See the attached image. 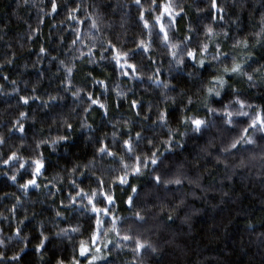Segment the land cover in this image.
<instances>
[{
    "label": "trees",
    "instance_id": "trees-1",
    "mask_svg": "<svg viewBox=\"0 0 264 264\" xmlns=\"http://www.w3.org/2000/svg\"><path fill=\"white\" fill-rule=\"evenodd\" d=\"M57 2L71 9L81 0H76L75 4L73 0ZM177 2L185 12L183 19L178 20L176 27L180 34L173 42H179L184 35L190 34L188 25L195 30L191 33L194 42L196 39L206 41L203 26L211 23L217 33L213 41L229 54L226 64L230 65L233 55L243 63V57L251 53L249 64L252 68L264 65V35L257 36L264 28L261 23L264 0H217L225 10L224 19L211 21L209 14H219L209 10L208 0ZM83 5L87 12L102 18L99 31H90L88 21L82 26L76 21L61 24L65 9L62 6L58 15L52 14L49 0H0V65L3 66L0 67V136L6 140L0 146V154L19 150V155L25 159L36 158L37 152L33 151L36 144L49 141L47 147L41 144L38 151L44 153L50 165L48 171L37 178L41 187L30 188L25 194L18 187V183L25 181L19 176L18 183L9 178L16 174L15 167L0 161V229H3L0 237L7 244V248L0 247V251L11 256L24 247L19 242L20 237L14 235L19 226L22 228L21 236L29 240L19 264H56L59 259L66 262L71 259L78 239H87L85 230L90 214L80 211L79 201L76 210L65 209L69 203L67 194L72 191L70 181L76 179L79 184L83 180L81 186L85 191H88L89 184L93 189L96 187L94 177L72 176L71 169L76 164L87 165L93 159L98 138L123 155V150L112 141L114 132L117 141L121 137L128 138L123 135L127 131L123 126L127 121L134 132L140 131L155 145L152 147L142 142L143 154H150L149 149L152 152L159 149L157 155L162 154L160 158L164 164L154 174L165 180L179 178L182 183L155 184L151 165L143 176L133 181L140 189L135 211H139L145 221H129V224L155 251L147 249L133 254V245L125 242L122 249L112 248V264H264V141L257 136L254 137L257 139L254 147L243 145L238 151L225 153L223 149L238 137L239 129L247 125L229 129L205 107L223 110V104H229L236 98L230 88H225L218 98L223 104L207 97L205 88L211 86L208 81L214 75H221L224 65L211 61L204 68L196 69L191 61H187L178 69L171 56L166 55L165 48L157 43L152 46V69L159 67L160 79L173 87L165 89L147 79L122 77L119 68L113 71V65L108 61H89L99 60V42L104 39H111L117 47L126 45L123 50L127 51L134 47V37L142 38L135 4L132 0H83ZM77 15L84 19L83 13ZM77 27L82 29L83 43L78 41L72 45L71 40L75 38L73 30ZM225 32L227 37L223 35ZM91 37H96V40L92 41L95 55L90 57L88 44ZM242 39L248 41L249 47L239 46L234 50L233 44ZM258 39L260 43H257ZM41 47L47 52L40 53ZM207 59L211 60V56ZM60 61L65 64L61 65ZM131 62L140 63L139 59ZM65 65L73 67L71 77L66 74ZM248 71L251 74V68ZM151 74V71L143 73L145 77ZM3 76L9 79L4 80ZM92 78L105 81L109 90L93 85ZM224 78L238 90L240 99L252 105H264V81L260 78H255V86L246 77ZM68 79L74 85L72 91L82 88L84 92L93 93L94 98L106 105L109 114L105 116L98 105H91L90 110L85 111L89 107L87 98L83 92L77 99L66 91ZM10 81H15V86ZM117 91L128 95L121 98ZM21 96L40 99L23 105L19 99ZM50 96L58 99L45 105ZM133 99L143 104L138 117L135 116L136 109H129ZM189 99L192 104H188ZM117 104H120L119 108ZM236 107L231 110L235 111ZM164 111L168 113V122L167 126L161 127L157 113ZM21 112L28 113L27 119L21 121L26 129L23 140L20 133L9 132L15 121L20 119ZM185 116L205 119L210 122V127L200 133L193 132L190 126L182 123ZM65 122L71 123L73 128L67 129ZM85 125H91V128ZM169 129L174 134L173 150L165 152L163 141L170 138ZM65 135L69 137L68 141L56 145L53 150L50 141ZM177 142L182 147H177ZM109 166L118 167V163L112 164V158L105 157L101 167L97 159L95 174L107 180L110 174L114 175L108 172ZM45 184L48 187H44ZM57 188L63 190L57 192ZM126 191L122 187V190H117V195L126 199ZM13 205L16 206L15 214L10 213ZM117 205L114 211L118 216H132V210L126 204L118 200ZM57 211L61 216H56ZM41 225L44 235L49 237L43 259L34 249L40 242ZM77 226L85 232L84 236L78 237L73 233L66 239L55 235L61 229ZM108 238L114 239V236L109 234Z\"/></svg>",
    "mask_w": 264,
    "mask_h": 264
},
{
    "label": "snow or ice",
    "instance_id": "snow-or-ice-1",
    "mask_svg": "<svg viewBox=\"0 0 264 264\" xmlns=\"http://www.w3.org/2000/svg\"><path fill=\"white\" fill-rule=\"evenodd\" d=\"M145 2L147 7H145ZM73 3H76V0H73ZM132 3L135 4L137 8V21L140 25L139 32L140 37H134L132 39V44L134 47H129L127 51H124L126 45H121L117 47V43H114L111 39H104L99 42V60H90L91 63H101L108 61L113 65V71L118 67L120 70V75L122 77H130L132 80H141L145 79L153 81L158 86H161L165 89H170L169 84L165 83L159 77L160 68L156 67L152 69L154 61H152V46L159 43L165 50L166 55H170L172 61L175 62V66L179 69L181 66H185L187 61L192 62V66L196 69H202L206 64H210L211 61H219L224 65L221 75H214L211 80L208 81V84L211 85L205 88L208 98L217 99L218 103L223 104V101L218 99L221 97V92L225 88H230L232 93L235 94L236 98L231 100L229 104H223V110L208 108L205 105L206 110L210 113H213L218 116L219 119L223 121L229 129H236L241 124H246V127L239 129L240 134L238 137L232 139L230 144L223 149L225 153L231 154L233 150H239L241 146L248 145L250 148L254 147L257 144V139L254 137L258 136L260 141H264V105H252L247 103L245 100L239 98V92L237 89L233 88L231 84H228V81L224 78L225 76L231 78L232 76L246 77L247 80L255 86V78H260L264 81V65H261L257 68H252L249 64V61L252 60V54L248 53L243 57V63L238 62V57L233 55L231 57V63L226 64L225 60L229 57V54L221 50L220 44L213 41V37L217 35L211 23L205 24L203 26L204 36L206 41H200L196 39L193 40V33L195 30L188 25L187 31L189 35H184L179 42H173L176 37L180 34V30L176 27L178 20L183 19V14L185 12L184 7L177 2V0H132ZM209 10H215L218 13V16H212L209 14V20H223L224 19V8L220 7L217 3V0H208ZM51 13L59 14L61 7L65 9V18L61 21V24L70 23L76 21L78 25H84L85 21L89 22V30L95 29L99 31L101 17L98 15L94 16L92 13L87 12L83 5V0L80 4H76L75 7L71 9L67 5H61L57 0H49ZM78 13L84 14V19H80ZM47 15V13H46ZM261 23L264 24V17H262ZM39 31V28H37ZM75 38L71 40L72 45H76L78 41L83 43L81 37L82 29L80 27L75 28L74 30ZM225 37L228 36V33H223ZM264 35V28H262L261 33L257 34ZM63 39V37H61ZM96 37H91L88 44V56H94L95 52L92 47V41H95ZM261 41L258 39L257 43ZM242 46L247 49L249 43L247 40H238L233 44V49ZM40 53H46L47 50L43 47L39 49ZM211 56V60H208L207 57ZM55 59V57H53ZM139 59L140 63L131 62L137 61ZM11 63V60L8 61ZM61 65H64V61H60ZM0 67H3L0 65ZM251 68V74H249L248 69ZM66 74L71 77L73 73V67H68L65 65L64 68ZM144 71H151V75L145 77L143 75ZM219 71V70H218ZM191 75V73H189ZM91 77V73H89ZM4 80H8V76H3ZM87 79V78H86ZM14 86L15 81H10ZM93 85H100L104 91H108V85L105 81L97 80L92 78ZM2 87V85H0ZM74 85L72 84L71 79H68L65 82V90L70 92L73 97L79 99L81 93L83 92L84 96L87 98L89 107L85 108V111L90 110L91 105H98L100 109L103 110L105 116L109 114V110L104 103L99 99L93 97V93L84 92L82 88H77L76 91H72ZM119 89V85H117ZM17 91H19L17 89ZM117 95L121 98L126 97L128 94L124 91H117ZM20 101L23 105H28L30 100H37L40 97L33 96H21ZM58 98L55 96H50L48 101H45L47 105L51 101H55ZM192 100H188V104H192ZM233 106L236 107L235 111L231 110ZM117 107H120V104H117ZM143 108L142 102H138L133 99L129 103V109H136L135 116H140V110ZM248 109V110H245ZM151 111V109H149ZM20 119H17L13 124V127L9 129V132H18L21 134L20 139L23 140L26 135V129L24 123L21 121L27 119L28 113L21 112ZM158 123L161 127L167 126L168 122V113L158 112ZM238 118H246L244 120H239ZM147 119V117H145ZM182 123L186 126H190L193 132L200 133L206 131L210 127V122L205 119L193 117H183ZM67 129H72L73 125L71 123L65 122ZM127 131L123 135H127V139L116 140V133H113L112 144L116 145L119 149L123 150V155H120L119 152L113 151L109 143L97 139L96 144L98 147L95 149L94 157L87 165L76 164L71 169L72 176L80 177H94V183L96 187L93 189L91 185H88V191H85V188L81 186L84 183L82 180L81 183H77L76 179L70 181V188L72 191H69L66 199L68 200V205H65V209L71 208L76 210L77 202L79 201L80 211L88 215L89 224L88 228L85 230L87 232V239H78L77 243L73 247V254L70 260L67 262L64 259H59L56 261V264H112L111 257L113 255L112 248L122 249L125 247V242H128L133 245L132 252L133 254L142 252L147 249L152 248L151 244L146 241H142L139 235L135 232L133 226L129 224V221L134 223H143L145 217L141 215L139 211H135L136 205L140 200V189L133 183L138 177H141L145 174V170L152 166L153 176L152 180L155 184H181L182 181L177 178L174 180H165L161 175H155L164 164V160L160 158L159 149L156 152H152L149 149L148 155L143 154L140 144L146 142L147 144L155 145L152 143V140L148 139L147 136L142 135L140 131H135L131 126L128 125V122L125 121L123 125ZM85 127L91 128V125H85ZM134 133V134H133ZM251 133V134H250ZM170 138L163 143L166 145L164 148L165 152L172 151V144L174 142V134L172 130L169 129ZM69 137L59 136L54 140L50 141L53 150L55 146L61 144L62 142L68 141ZM6 140L4 137L0 136V146L4 145ZM41 144H44L45 147L49 145V141H41L36 144L33 151L37 152L36 158L29 157L25 159L19 155V150L10 151V154H0V161L4 165L9 167H15L16 174L9 177L13 182L18 183V176L20 179L24 180V183H18V187L27 194L30 188H40L41 185L38 183L39 177L43 176L45 172L48 171L50 165L47 159L44 156L43 152L38 150L41 147ZM23 147V145L21 146ZM177 147H182L177 142ZM105 157L112 158V164H117L118 167L109 166L108 172L114 173L108 176V179H104L103 176H98L95 174V169L97 167V159L101 162V167H103V160ZM130 161V162H129ZM84 170H81V169ZM44 187H48L47 184ZM126 188L127 191L124 192L126 199H122L117 195V190H122ZM62 188H57L56 191H62ZM130 193V194H129ZM52 194L51 192L49 193ZM120 200L121 204H126L130 210H132L131 217L118 216L114 209L118 207L117 201ZM20 201L17 200V204ZM61 204L64 203L63 200L60 201ZM11 214L16 213V206L10 209ZM56 216H61V212L57 211ZM27 219V217H25ZM171 219V217H169ZM21 224L23 221L20 222ZM0 232H3V229H0ZM22 228L17 227L14 235L20 237V243L24 247L19 249L14 255L6 256L4 251H0V264H19L22 259V255L29 245V240L27 237L21 236ZM75 233L78 237L84 236L85 232L81 231L80 227H71L64 228L57 232L55 235L57 237L71 238V234ZM109 234L114 236V239H109ZM11 239V238H9ZM40 242L34 246V249L37 253L41 254V259H43V253L47 250L46 245L49 240V237L44 235V228L41 225L40 228ZM0 247L7 248V244L4 238L0 237Z\"/></svg>",
    "mask_w": 264,
    "mask_h": 264
}]
</instances>
